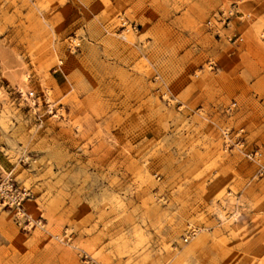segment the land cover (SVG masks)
<instances>
[{
	"label": "rangeland",
	"instance_id": "1",
	"mask_svg": "<svg viewBox=\"0 0 264 264\" xmlns=\"http://www.w3.org/2000/svg\"><path fill=\"white\" fill-rule=\"evenodd\" d=\"M254 1L0 0V264H264Z\"/></svg>",
	"mask_w": 264,
	"mask_h": 264
},
{
	"label": "built area",
	"instance_id": "2",
	"mask_svg": "<svg viewBox=\"0 0 264 264\" xmlns=\"http://www.w3.org/2000/svg\"><path fill=\"white\" fill-rule=\"evenodd\" d=\"M223 16V12L218 13L216 21H221V17ZM211 23V20L208 21V24ZM241 132V131H239ZM247 157L256 163L257 171L256 174L258 176H264V161H262V153L255 149L246 154ZM30 193L28 189L25 187L18 186L14 182L11 181V178L5 176L0 179V203L3 206H8L12 208L17 215L22 218H26V213L24 211L23 203L29 197ZM197 230L194 228H190L183 237V241L187 242L190 240L195 234Z\"/></svg>",
	"mask_w": 264,
	"mask_h": 264
},
{
	"label": "crops",
	"instance_id": "3",
	"mask_svg": "<svg viewBox=\"0 0 264 264\" xmlns=\"http://www.w3.org/2000/svg\"><path fill=\"white\" fill-rule=\"evenodd\" d=\"M252 5V9L257 17H260L262 13H264V0H259L255 3V1L250 3Z\"/></svg>",
	"mask_w": 264,
	"mask_h": 264
}]
</instances>
